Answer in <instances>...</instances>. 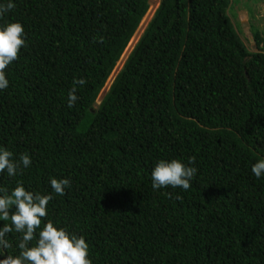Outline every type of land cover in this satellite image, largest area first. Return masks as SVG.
Here are the masks:
<instances>
[{
    "label": "trees",
    "instance_id": "16d2710c",
    "mask_svg": "<svg viewBox=\"0 0 264 264\" xmlns=\"http://www.w3.org/2000/svg\"><path fill=\"white\" fill-rule=\"evenodd\" d=\"M25 46L5 68L0 146L28 168L0 174L52 194L42 224L83 236L91 264H264V37L248 50L232 0H160L99 104L149 0H13ZM77 100L67 105L73 78ZM194 158L188 190L151 187L160 159ZM15 234L0 257L18 255Z\"/></svg>",
    "mask_w": 264,
    "mask_h": 264
},
{
    "label": "clouds",
    "instance_id": "9594fccd",
    "mask_svg": "<svg viewBox=\"0 0 264 264\" xmlns=\"http://www.w3.org/2000/svg\"><path fill=\"white\" fill-rule=\"evenodd\" d=\"M14 7L13 0H0V17ZM247 18L250 17L246 15L245 21H248L251 27L252 22ZM236 28L243 42L240 35L243 29ZM22 46H25V32L21 22L14 20L0 24V91L9 86L5 68L17 59ZM85 83L83 77L73 78V87L67 93L66 102L69 107L77 100L76 85ZM106 83L108 84V81ZM30 164L31 157L28 153L22 152L13 158L12 151L0 146V174H6L9 178L16 177ZM197 171L193 157H189L187 163L176 158L160 159L150 173L151 187L154 190L179 187L186 191ZM250 171L257 179L264 178V157L255 160L250 166ZM48 184L51 191L47 194L26 190L19 180L10 191L0 186V247L8 248V235L15 234V247L19 250L18 255L0 257V264H91L89 245L83 236L59 227L51 220L44 222L41 227L52 194L63 195L70 185V180L66 177H50Z\"/></svg>",
    "mask_w": 264,
    "mask_h": 264
},
{
    "label": "rangeland",
    "instance_id": "374dc122",
    "mask_svg": "<svg viewBox=\"0 0 264 264\" xmlns=\"http://www.w3.org/2000/svg\"><path fill=\"white\" fill-rule=\"evenodd\" d=\"M160 0H149V9L144 18L142 19L137 33L134 34V36L129 41L124 53L122 54L120 60L118 61L117 66L113 70L112 74L108 78V84L105 85L104 91L101 92L97 99L96 105L101 100L103 94L106 92L107 88H109L111 82L113 81L114 77L120 72L122 66L124 65L127 57L131 53V51L136 46L137 42L141 38V35L144 33L148 23L154 16L157 8L159 7ZM264 0H232V9H231V19L233 21V25L235 27H241V20L246 19V14H249L252 21L251 27H249V30H245L240 32L241 37L243 38V42L247 46V48L251 51H257V48H253L255 42H250L247 39V35H250L252 32H259L264 37ZM150 10V12H149ZM250 10V11H249ZM149 14V15H148ZM240 21V22H239ZM243 29V28H242ZM241 30V29H240ZM257 47V46H256Z\"/></svg>",
    "mask_w": 264,
    "mask_h": 264
},
{
    "label": "water",
    "instance_id": "95a60500",
    "mask_svg": "<svg viewBox=\"0 0 264 264\" xmlns=\"http://www.w3.org/2000/svg\"><path fill=\"white\" fill-rule=\"evenodd\" d=\"M241 27L243 28V30H249V27H250V24L248 21H242L241 22ZM138 29L136 30L135 33H137ZM246 33V31H245ZM247 39L250 41V42H254V37H253V33H251L250 35H247ZM253 48H256V46L254 45Z\"/></svg>",
    "mask_w": 264,
    "mask_h": 264
},
{
    "label": "crops",
    "instance_id": "0c3cea01",
    "mask_svg": "<svg viewBox=\"0 0 264 264\" xmlns=\"http://www.w3.org/2000/svg\"><path fill=\"white\" fill-rule=\"evenodd\" d=\"M263 7H264V5H263ZM247 19H249V21H251V22L253 21V20H251V18H247ZM242 21H244V20H241V22H242ZM239 22H240V21H239Z\"/></svg>",
    "mask_w": 264,
    "mask_h": 264
},
{
    "label": "flooded vegetation",
    "instance_id": "af4514ba",
    "mask_svg": "<svg viewBox=\"0 0 264 264\" xmlns=\"http://www.w3.org/2000/svg\"><path fill=\"white\" fill-rule=\"evenodd\" d=\"M249 11H250V10H249ZM246 15H247L248 17H250L249 14H246Z\"/></svg>",
    "mask_w": 264,
    "mask_h": 264
},
{
    "label": "bare ground",
    "instance_id": "6f19581e",
    "mask_svg": "<svg viewBox=\"0 0 264 264\" xmlns=\"http://www.w3.org/2000/svg\"><path fill=\"white\" fill-rule=\"evenodd\" d=\"M149 12H150V10H149ZM149 15V14H148Z\"/></svg>",
    "mask_w": 264,
    "mask_h": 264
}]
</instances>
